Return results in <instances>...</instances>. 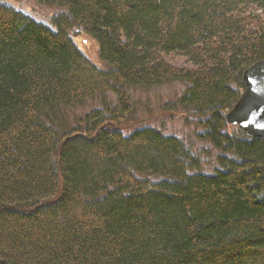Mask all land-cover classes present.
I'll return each mask as SVG.
<instances>
[{"label": "trees", "instance_id": "obj_1", "mask_svg": "<svg viewBox=\"0 0 264 264\" xmlns=\"http://www.w3.org/2000/svg\"><path fill=\"white\" fill-rule=\"evenodd\" d=\"M40 1L48 22L0 0V264H264V139L225 119L264 58V0ZM172 82L160 107L210 171L162 126H122L134 89Z\"/></svg>", "mask_w": 264, "mask_h": 264}, {"label": "rangeland", "instance_id": "obj_2", "mask_svg": "<svg viewBox=\"0 0 264 264\" xmlns=\"http://www.w3.org/2000/svg\"><path fill=\"white\" fill-rule=\"evenodd\" d=\"M2 1L21 8L24 12L41 22H48L52 13L56 11L55 8L44 4L40 0ZM255 11L257 14L264 17V11ZM74 38L82 51L94 62H97L95 41L90 36L83 33H76ZM169 60L178 66L183 64V59L177 55H169ZM182 87L183 85L181 83L172 82L154 88L134 89L132 91V115L130 116V120L124 121L122 126L126 131L131 130L133 127L148 124L162 126L166 132L175 133L182 137L187 143L192 144L197 150L198 155L203 159L201 169L210 171L216 165V150L209 144L200 142L194 138L195 131L198 130V128L193 121L185 118L187 114H182L180 109L174 112H168L160 107L162 103L175 97L182 90ZM110 98L111 96H109V99ZM100 102L99 98L87 101L83 107L74 111H69V118L71 119V115H79L82 111L87 110L91 106L100 105Z\"/></svg>", "mask_w": 264, "mask_h": 264}, {"label": "water", "instance_id": "obj_3", "mask_svg": "<svg viewBox=\"0 0 264 264\" xmlns=\"http://www.w3.org/2000/svg\"><path fill=\"white\" fill-rule=\"evenodd\" d=\"M242 81L244 90L225 114L226 122L248 136L264 139V58L244 70Z\"/></svg>", "mask_w": 264, "mask_h": 264}]
</instances>
